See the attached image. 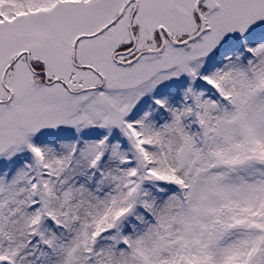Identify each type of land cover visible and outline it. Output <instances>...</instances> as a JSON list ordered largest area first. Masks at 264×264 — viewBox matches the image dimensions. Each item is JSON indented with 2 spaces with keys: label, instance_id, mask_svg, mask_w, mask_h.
<instances>
[{
  "label": "snow or ice",
  "instance_id": "1",
  "mask_svg": "<svg viewBox=\"0 0 264 264\" xmlns=\"http://www.w3.org/2000/svg\"><path fill=\"white\" fill-rule=\"evenodd\" d=\"M0 264H264V0H0Z\"/></svg>",
  "mask_w": 264,
  "mask_h": 264
}]
</instances>
